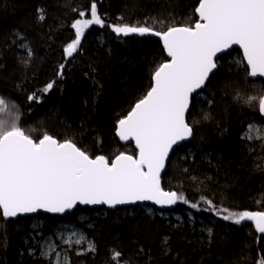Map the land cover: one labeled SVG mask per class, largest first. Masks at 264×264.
<instances>
[{
  "label": "trees",
  "instance_id": "trees-1",
  "mask_svg": "<svg viewBox=\"0 0 264 264\" xmlns=\"http://www.w3.org/2000/svg\"><path fill=\"white\" fill-rule=\"evenodd\" d=\"M93 2L105 25L89 27L77 53L67 57L64 49L75 38L71 25L81 11L89 18ZM196 6L198 0H0V93L15 103L20 126L34 139L43 133L72 139L110 162L120 152L136 155L132 142L118 139V120L146 94L167 58L158 37L118 35L111 26L164 30L170 23H194ZM22 45L31 49L30 58ZM217 67L192 102L191 141L174 152L162 178L166 191L182 194L189 204L178 202L165 213L136 206L77 208L63 217L0 216V264H54L56 254L63 256L57 251L47 259L42 246L62 225L79 228L95 247L84 254L67 251L70 264H259L264 236L252 222L233 224L216 210L264 211V142L244 138L252 121H263L258 104L245 100L264 94V81L251 80L237 49ZM34 93L38 101L28 99ZM115 252L122 254L118 262Z\"/></svg>",
  "mask_w": 264,
  "mask_h": 264
},
{
  "label": "snow or ice",
  "instance_id": "snow-or-ice-1",
  "mask_svg": "<svg viewBox=\"0 0 264 264\" xmlns=\"http://www.w3.org/2000/svg\"><path fill=\"white\" fill-rule=\"evenodd\" d=\"M194 13L198 17L194 23H170L164 30L128 24L111 26L118 35L160 37L170 57L155 69L146 94L118 120L116 135L121 141H134L136 155L120 152L110 162L106 155L93 157L72 139H58L48 133L34 139L31 132L20 126L15 103L0 96V216L8 219L39 211L65 213L78 204H189L182 194L162 187L161 173L173 146L193 136V125L186 118L193 93L209 82L217 68L218 54L233 45L243 50L248 75L264 77V0H198ZM79 15L84 17L86 13L81 11ZM38 19H45L42 11ZM92 25H105L95 2L91 4L90 18L77 19L71 25L75 38L64 49L67 57L77 53L85 30ZM22 48L30 58L31 49L23 45ZM27 62L25 59L24 63ZM63 69L61 65L58 75H63ZM54 83L49 82L43 92H49ZM28 99L38 101L35 93ZM253 102L264 116V94L245 100L249 105ZM244 138L264 142V123L249 124ZM205 202L215 208L212 201ZM190 207L200 209L197 203ZM222 213L224 220L237 225L252 222L255 231L264 234V211L216 210L217 215ZM86 240L80 235L67 238L65 243L83 244ZM88 250L94 251V245L88 243ZM54 251L55 245L49 243L41 254L53 259ZM121 255L115 252L113 259L118 262ZM54 264L70 261L56 254ZM259 264H264V257Z\"/></svg>",
  "mask_w": 264,
  "mask_h": 264
},
{
  "label": "water",
  "instance_id": "water-1",
  "mask_svg": "<svg viewBox=\"0 0 264 264\" xmlns=\"http://www.w3.org/2000/svg\"><path fill=\"white\" fill-rule=\"evenodd\" d=\"M136 35H139V34H136ZM146 35H151V34H146ZM155 36V35H154ZM157 37V36H156ZM160 39V37H158ZM161 40V39H160ZM162 41V40H161ZM163 44V42H162ZM164 48V47H163ZM239 50L243 56V50L239 47V45H233L231 49H228L226 52L224 53H219L218 56H217V61L222 58L223 56L229 54L231 51L233 50ZM165 53H166V58H167V61L170 60V57L167 56V52L166 50L164 49ZM244 60V58H243ZM245 62V61H244ZM246 64V62H245ZM218 71V67L216 69H214L213 73L210 75L209 77V82L211 80V78L217 73ZM251 80H263L264 81V77H251ZM209 82L206 84V86L203 88V89H199L197 90L196 93H193V97H192V100H191V104H190V108H189V113L191 111V107H192V102L195 98L199 97L202 92L205 90V88L207 87V85L209 84ZM189 113L187 114L186 118L188 120V116H189ZM262 120L264 121V116L260 115ZM117 131V130H116ZM118 137V136H117ZM192 138V137H191ZM191 138L188 139V140H185V141H181L179 142L177 145H174L173 146V149L172 151L170 152L169 154V160L167 161L166 163V167H165V170L161 173V184H162V178L164 176V174L166 173L167 171V167L171 161V158H172V155L174 154V152L181 146L183 145H186L188 144L190 141H191ZM119 139V137H118ZM120 140V139H119ZM121 141V140H120ZM124 145H129L131 142L134 144V147H135V143L134 141H128V142H124V141H121ZM136 148V147H135ZM163 187V185H162ZM178 203H176L175 205H172V206H160V205H157L155 204L154 202L152 201H142V202H136L134 204H124V205H117L116 207H109L108 205H105V204H99V205H80L78 204L75 208L69 210V211H66L65 213H49V212H45V211H39L37 213H29V214H22V215H19L15 218H8L9 220H17L19 218H26V217H36L38 216L39 214H42V215H48V216H53V217H63L65 215H67L68 213H73L77 208H89V209H96V208H105L106 210H109V211H115L117 209H121V208H131V207H136V206H143V207H152L160 212H171L173 210H175L176 206H177ZM254 225V224H253ZM259 234V233H258ZM261 236H264V234H260Z\"/></svg>",
  "mask_w": 264,
  "mask_h": 264
},
{
  "label": "rangeland",
  "instance_id": "rangeland-1",
  "mask_svg": "<svg viewBox=\"0 0 264 264\" xmlns=\"http://www.w3.org/2000/svg\"><path fill=\"white\" fill-rule=\"evenodd\" d=\"M82 18L86 19L85 16L82 17ZM89 18H90V15H89ZM0 96H2L1 93H0ZM19 117H20V115H19ZM4 118H8V117H4ZM262 123H264V122L263 121H252L250 124H262ZM19 124H20V118H19ZM246 135H247V132L244 134V137ZM247 140L248 141H252V142L259 141L257 139H252V140L247 139ZM228 221L231 222V223H233V224H235L231 220H228ZM241 223H244V222H241ZM80 235H83L84 237H86V235L84 234V232L82 230H80L79 228H76L75 226H72V225H62L56 231V233H55V235L53 237L48 238L43 243L42 251H44V249H45V247H46L47 244L53 243L55 245V251L52 253V256L54 254H56L57 251H59L61 253V255L63 256V258L66 257L68 260H69L68 255L65 254V253H67V251H71V250L74 249L79 254H84V253H87V252H91V251L88 250V243H91L90 241H88V239L83 244H75V243H73V244L69 245V244L65 243V240L67 238L71 237L72 239H75V238H77Z\"/></svg>",
  "mask_w": 264,
  "mask_h": 264
}]
</instances>
